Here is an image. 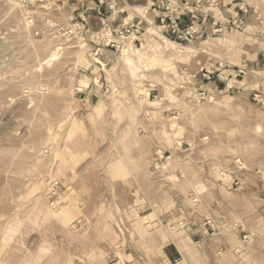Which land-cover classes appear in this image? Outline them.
Segmentation results:
<instances>
[{
    "label": "rangeland",
    "instance_id": "rangeland-1",
    "mask_svg": "<svg viewBox=\"0 0 264 264\" xmlns=\"http://www.w3.org/2000/svg\"><path fill=\"white\" fill-rule=\"evenodd\" d=\"M74 2L0 0V264H264V0L183 47L97 45Z\"/></svg>",
    "mask_w": 264,
    "mask_h": 264
},
{
    "label": "crops",
    "instance_id": "crops-1",
    "mask_svg": "<svg viewBox=\"0 0 264 264\" xmlns=\"http://www.w3.org/2000/svg\"><path fill=\"white\" fill-rule=\"evenodd\" d=\"M71 0H66V2L70 3ZM75 2L72 3L70 15L76 19L84 20L86 22L85 32L86 34L93 35L96 39H98L97 45H102L100 42L101 36L104 32L108 30V33L112 34V38L115 39L116 31L119 30L123 24H130V25H140L145 20L148 19L149 22L155 24L156 22L160 23V17L164 15L163 9L157 7V3L159 0H147V7H143V12H137V7L135 5H130V2H136L137 0H74ZM129 2L128 6H126L125 2ZM167 2H173L174 4H178L184 7H187L188 10H191L194 6L200 7L201 13V21L204 23L210 22L212 19H217L223 26V32L217 37H208L207 34H201L198 37L197 41L195 42L198 46L206 45V43L216 42L223 39L228 32L232 31L231 28H227L228 22L235 18L238 15H245V19L248 15V0H164ZM112 7V8H110ZM153 8L152 13L148 14L146 11ZM251 18V16H250ZM189 23L187 17H183L178 22V28L180 30L184 29L186 25ZM247 24V19H246ZM105 27V31L103 30ZM99 35H101L99 37ZM169 37L170 35H166ZM171 37V36H170ZM172 38V37H171ZM103 48V47H102ZM100 48L104 54L107 55V49ZM254 59V58H252ZM240 60H243L240 57ZM253 61V60H252ZM216 62H214V65ZM230 84L227 86L225 85V89H239L240 86L235 84V81L229 80ZM210 84V83H208ZM190 236V235H189ZM191 236L196 237L198 240L195 241L190 239L189 243L197 244L199 249L203 246H209L208 241L209 233L208 228L205 226L199 227L195 231L191 233ZM195 238V239H196ZM202 246V247H201ZM169 247V246H168ZM167 258L179 256L180 259L182 258V253L176 247L175 244H172L171 248L165 250ZM206 255H210L211 252L206 250L204 252ZM204 254L201 256L199 255V259L204 261ZM205 255V256H206ZM176 261L179 259H175ZM186 264H192L190 260L186 261Z\"/></svg>",
    "mask_w": 264,
    "mask_h": 264
},
{
    "label": "built area",
    "instance_id": "built-area-1",
    "mask_svg": "<svg viewBox=\"0 0 264 264\" xmlns=\"http://www.w3.org/2000/svg\"><path fill=\"white\" fill-rule=\"evenodd\" d=\"M111 1V0H109ZM216 2V0H213ZM158 8L163 9L164 15L160 17V26L165 35H170L172 37L171 43L183 47L194 44L198 37L201 34H207L208 37H217L223 32V26L217 19H212L208 23H204L201 21V13L200 7L194 6L191 10H188L187 7L174 4L173 2H167L164 0H159L156 4ZM112 8V7H110ZM187 17L189 23L182 30L178 28V22L183 18ZM85 22L82 23L81 27L78 24H74L71 30H67L65 32L68 36H73L74 33H81L84 29ZM246 26L245 15H238L235 18H232L227 28H231V30H240ZM105 31V27L103 29ZM133 33H138L137 25L123 24L119 30L116 31V36L119 38H127L129 35ZM169 36V37H170ZM105 47H115L114 40L110 41L109 38H112V34L109 33L108 30L101 36ZM170 37V38H171ZM113 39V38H112ZM97 55V52L95 51ZM260 95H255V98L258 99L261 97Z\"/></svg>",
    "mask_w": 264,
    "mask_h": 264
},
{
    "label": "bare ground",
    "instance_id": "bare-ground-1",
    "mask_svg": "<svg viewBox=\"0 0 264 264\" xmlns=\"http://www.w3.org/2000/svg\"><path fill=\"white\" fill-rule=\"evenodd\" d=\"M131 44V43H130ZM124 46H127V45H124ZM124 46L122 47V48H124ZM128 49V48H127ZM126 51V50H125ZM124 52V51H123ZM126 53V52H125ZM126 64H127V62H126Z\"/></svg>",
    "mask_w": 264,
    "mask_h": 264
}]
</instances>
